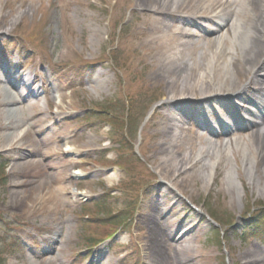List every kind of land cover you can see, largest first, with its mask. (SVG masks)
<instances>
[{"label": "rangeland", "instance_id": "1", "mask_svg": "<svg viewBox=\"0 0 264 264\" xmlns=\"http://www.w3.org/2000/svg\"><path fill=\"white\" fill-rule=\"evenodd\" d=\"M58 5L65 9L60 12ZM146 13L132 0H0V77L29 74L38 107L20 109L40 111L37 118L43 120L42 127L29 128L21 147L0 148L3 264H28L30 255L43 264H173L164 240L188 226L195 227L196 251L208 256L209 264H242V252L252 248L264 257V233L247 244L236 238L252 213L264 209V142L254 150L259 156L254 162L246 153L253 145L223 150L206 184L195 176L181 191L166 187L149 157L150 146L179 123L189 126L197 118L222 128L248 116L264 84V56H251L259 60L257 71L235 98L212 95L165 103L174 89L173 76L155 74L136 41L148 27ZM163 19L184 27L201 21L178 13ZM209 75L203 90L218 84L219 77ZM42 80L44 90L39 89ZM48 129L69 132L70 142L60 146L58 157L75 164L64 178V196L54 212L9 210L10 182L25 180L12 176L13 159L27 152L30 138L39 139ZM182 134L190 136L187 130ZM206 163L197 165L200 174ZM161 199L169 201L171 215L157 226L141 221ZM215 233L224 236L220 244L207 241Z\"/></svg>", "mask_w": 264, "mask_h": 264}, {"label": "bare ground", "instance_id": "2", "mask_svg": "<svg viewBox=\"0 0 264 264\" xmlns=\"http://www.w3.org/2000/svg\"><path fill=\"white\" fill-rule=\"evenodd\" d=\"M132 1L136 7L148 12L143 15L148 27L139 32L136 39L139 48L151 60L155 74L166 77L171 72L173 76L170 84L174 89L164 97L165 103L178 98H210L212 95L235 98L238 92L252 84L259 60H251V56L256 59L264 56V0H248L247 5V0ZM58 7L60 12L65 9V5ZM174 13L197 16L201 21L184 27L163 19ZM241 62H246V66H241ZM211 72L219 77L218 84L203 90ZM6 75L0 77V148L8 150L21 147L29 128L36 124L38 128L42 127L40 122L43 120L37 118L40 111L33 113L20 109L22 106L27 110L38 107L33 100L38 90L29 88L35 80L29 74ZM11 77L20 82L15 83ZM43 84L42 80L39 89L44 90ZM258 91L257 101L252 103L255 109L247 108L248 116H239L220 130L202 119L193 118L189 126L186 123L175 125L167 136L150 146L152 168L166 187L181 191L192 184L195 176L206 184L217 161L215 157L228 148L253 145L246 153L249 152L252 162L259 158L254 150L264 142V84ZM61 104L59 101L58 105ZM23 126L25 130L18 131ZM186 130L190 132V139L182 134ZM68 135L65 129L50 132L48 129L39 139L30 138L29 149L24 148L26 153L20 152L14 157L12 176L25 180L10 182L7 209L25 213L44 212L47 208L51 212L56 210L66 189L63 181L67 170L75 165L73 161L63 163L58 159L62 155L60 146L70 142ZM40 142L44 146L39 147ZM205 159L206 167L200 174L197 165ZM36 177L42 180L32 183ZM259 185L262 187L261 182ZM159 202L160 205L150 212L145 211L146 215L140 213L141 221L145 219L156 225L171 215L169 201L161 199ZM176 202L180 203L179 200ZM165 228L158 227L157 230ZM194 228L188 226L184 232L173 233L164 240V245L172 252L173 264H209L208 256L196 251ZM240 258L242 264H264L261 250L249 249L242 252ZM27 263L43 264L34 255L28 257Z\"/></svg>", "mask_w": 264, "mask_h": 264}, {"label": "trees", "instance_id": "3", "mask_svg": "<svg viewBox=\"0 0 264 264\" xmlns=\"http://www.w3.org/2000/svg\"><path fill=\"white\" fill-rule=\"evenodd\" d=\"M106 112L98 113L100 117L105 115ZM241 232L236 233V238L240 239L242 242L246 243L248 239L259 236L264 231V209L258 208L257 211L253 212L250 221L241 227ZM220 236L218 233L210 234L208 237V242L212 244H220ZM0 264H3L0 262Z\"/></svg>", "mask_w": 264, "mask_h": 264}]
</instances>
